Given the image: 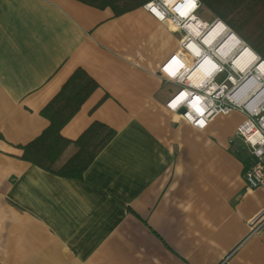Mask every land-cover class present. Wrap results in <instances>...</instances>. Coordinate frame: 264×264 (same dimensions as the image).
<instances>
[{"label": "crops", "instance_id": "crops-1", "mask_svg": "<svg viewBox=\"0 0 264 264\" xmlns=\"http://www.w3.org/2000/svg\"><path fill=\"white\" fill-rule=\"evenodd\" d=\"M229 1L264 18V0ZM195 2L209 28L217 17ZM145 6L115 18L74 0H0V264H264V228L249 229L264 189L244 181L252 158L237 134L246 117L215 115L198 130L167 107L183 87L160 63L197 59L163 36L159 59L142 54L163 23ZM78 69L97 89L60 136L75 142L98 123L115 137L69 180L19 158Z\"/></svg>", "mask_w": 264, "mask_h": 264}, {"label": "trees", "instance_id": "trees-1", "mask_svg": "<svg viewBox=\"0 0 264 264\" xmlns=\"http://www.w3.org/2000/svg\"><path fill=\"white\" fill-rule=\"evenodd\" d=\"M74 1L97 10L109 8L114 17L119 18L153 0ZM199 1L207 5L217 19L264 62V18H232L235 13L239 14L241 9L230 7L229 0ZM246 28H250L249 32H254L249 33L251 37L242 34V31L248 32ZM96 89L97 84L84 71H74L58 94L40 112V116L48 122L47 129L21 148L19 160L63 179L82 180L85 171L113 140L115 133L101 124L93 123L75 142H69L60 136V132ZM71 144L76 148L75 155L65 164H60L64 152Z\"/></svg>", "mask_w": 264, "mask_h": 264}, {"label": "bare ground", "instance_id": "bare-ground-1", "mask_svg": "<svg viewBox=\"0 0 264 264\" xmlns=\"http://www.w3.org/2000/svg\"><path fill=\"white\" fill-rule=\"evenodd\" d=\"M160 1L164 2L168 8H175L180 19L177 20L178 24L174 26L177 29L180 28L181 32L180 21H188L187 25L189 26H185L188 37L184 34L188 38V42L182 41V39L180 41L179 38L169 39L167 38L168 32L160 29L151 37V41L142 51V54L153 63L159 59L162 54L151 50L157 46L156 40H161L162 36L170 43L168 45L170 49L177 46H187L189 53L198 59V64L188 71V74H183L185 72L178 71L183 64L176 58L171 64V71L169 72L171 78L176 81L188 79L187 82L192 88L199 89L202 84L205 85L210 82L217 66H219L218 68L228 67L232 74V76H228L230 77L229 81L226 79L231 87L226 96L228 102L249 114L259 112L264 106V63L258 61L257 55L244 46L220 21L207 28L203 22L193 18L192 14L197 8L195 0ZM152 12L160 20L164 19L163 12L158 11L155 6ZM162 21L164 22V20ZM233 76H239V79L237 80ZM209 87L212 88L209 89ZM213 90H215V86L209 85L204 92L210 95ZM184 93L172 104V107L175 108L186 102L185 115H187L189 122H193L196 116L200 114L198 104L202 102V98L197 97L190 101L186 99L188 96L185 91Z\"/></svg>", "mask_w": 264, "mask_h": 264}, {"label": "built area", "instance_id": "built-area-1", "mask_svg": "<svg viewBox=\"0 0 264 264\" xmlns=\"http://www.w3.org/2000/svg\"><path fill=\"white\" fill-rule=\"evenodd\" d=\"M157 1L146 5L145 9L151 14H153L152 10L153 7L155 6L158 11L163 12L164 19L162 20H164V22L162 23L161 30L168 32L167 38L172 40L173 38H179L180 41L182 39V41L188 42V38H187L188 32L185 30V26L187 25L188 21L184 20L186 21L184 23L180 21L179 24L182 28V32H181L180 28L177 29L174 26L178 24L177 20L180 19L175 11V8L174 7L168 8L164 4V2L160 1L161 3L159 4L157 3ZM180 41L179 43H181ZM177 47H182L184 50L188 51L187 46L185 47L177 46ZM175 59H176L175 56H170V57L166 56V58L163 59L162 62L160 63V72L171 80L174 79L171 78L169 72L171 71L170 70L171 64ZM196 64H198V59L195 61L194 66ZM218 67L219 66L216 67L215 73L212 74L210 82L206 83L205 85L202 84V86L199 89L192 88L187 82L188 79L177 80L179 84L183 87V90L179 92L175 96V98H173V100L167 105V107L172 111H174L175 113H177L181 119L189 122L187 115L180 114V110L185 111L186 102H184V104H180L176 106L175 108L172 107V104L176 100H178L181 97V95L185 94L184 91L188 96V98L186 99L190 101H193L197 97L202 98V102L198 104V110H199L198 112L200 114L196 116L195 120L193 119L194 120L193 122H189L194 128L198 130H203L207 125V121L213 116L227 115L231 113L234 110V108H237L233 105V103H229L228 100L226 99L227 93H229L231 87L229 89L224 84L218 85L216 83L218 77L220 76V74H222L224 68V67L223 68L222 67L218 68ZM191 69H185L184 65H182V67H180L178 71L185 72L183 74H188V71H190ZM230 75L232 76L231 73L228 74V76ZM228 79H230V77H228L227 80ZM206 85L215 86V90L211 91L210 95H207L204 92V90L207 88ZM210 88L212 87H209V89ZM224 101L226 102V104L224 103ZM243 112H244L243 114L246 117V120L237 129V134L245 142V144H247L252 158V162L244 174V181L246 185L251 189H257V188L264 189V106L260 109L259 112L254 114H249L246 111ZM263 228H264V212L249 223V229L251 231V234L258 233Z\"/></svg>", "mask_w": 264, "mask_h": 264}, {"label": "rangeland", "instance_id": "rangeland-1", "mask_svg": "<svg viewBox=\"0 0 264 264\" xmlns=\"http://www.w3.org/2000/svg\"><path fill=\"white\" fill-rule=\"evenodd\" d=\"M155 1H157V0H153L151 3H153V2H155ZM151 3H149V4H151ZM157 3H161L160 1H157ZM148 5V4H147ZM245 9V8H244ZM247 10H250L249 9V7H246V11H244L243 13V15L245 16V14H246V12H247ZM232 18H244L243 16H241L240 14H239V17L238 16H236V17H234V15L232 16ZM229 30V32H231L232 33V31L230 30V29H228ZM246 30L248 31V32H246V31H242V34L244 35V36H246V37H251L250 35H249V33L250 34H253L252 32H249L250 31V28H246ZM241 41V40H240ZM242 42V41H241ZM242 44L243 45H246L245 43H243L242 42ZM258 57V56H257ZM258 59L260 60V58L258 57ZM261 61V60H260ZM263 62V61H262ZM231 72L229 71V69H228V67H224L223 68V72H222V74H220V76L218 77V79H217V81H216V83L218 84V85H220V84H224L225 86H227L229 89H230V85L228 84V82L226 81V79H227V77H228V74H230ZM234 78H236L237 80L239 79V76H233ZM224 103L226 104V102L224 101ZM233 111H236V112H241V113H244L243 112V110H241V109H238V108H234V110ZM232 111V112H233ZM228 115V114H227ZM250 151V150H249Z\"/></svg>", "mask_w": 264, "mask_h": 264}, {"label": "water", "instance_id": "water-1", "mask_svg": "<svg viewBox=\"0 0 264 264\" xmlns=\"http://www.w3.org/2000/svg\"><path fill=\"white\" fill-rule=\"evenodd\" d=\"M217 21H218V20H216L214 23H216ZM212 25H213V24H212ZM244 46H245V45H244ZM246 47H247V46H246ZM258 61H260V60L258 59ZM261 63H264V62L261 61ZM180 114H181V115H184V114H185V111H184V110H181V111H180Z\"/></svg>", "mask_w": 264, "mask_h": 264}]
</instances>
